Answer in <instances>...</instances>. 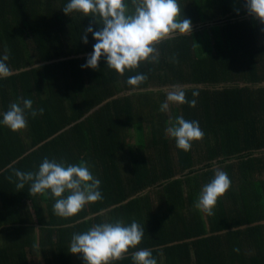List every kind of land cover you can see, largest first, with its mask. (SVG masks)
Masks as SVG:
<instances>
[{"label": "trees", "instance_id": "1", "mask_svg": "<svg viewBox=\"0 0 264 264\" xmlns=\"http://www.w3.org/2000/svg\"><path fill=\"white\" fill-rule=\"evenodd\" d=\"M68 2L0 0V57L7 48L13 73L0 79V121L20 98L44 109L36 117L28 112V126L18 132L0 123V264H85L82 254L69 251L73 233L117 219L136 220L145 235L114 264H135L132 253L142 248L152 250L157 264H264V156L255 157L260 147L250 143L264 138V88H255L264 68L240 65L237 49L223 47L236 32L200 29L208 23L207 0H179L194 31L161 42L158 63L121 75L102 57L99 68H83L87 58L78 57L97 42L91 33L87 44L82 39L93 19L66 15ZM138 73L147 81L130 86L128 78ZM177 86L204 88L185 90L195 108L169 102L162 112L163 89ZM178 116L199 121L205 133L190 151L166 133ZM238 138L248 146L234 148ZM45 157L87 162L103 200L62 218L50 192L31 196L30 182L17 189L15 171L36 172ZM217 170L232 185L208 215L195 203Z\"/></svg>", "mask_w": 264, "mask_h": 264}, {"label": "clouds", "instance_id": "2", "mask_svg": "<svg viewBox=\"0 0 264 264\" xmlns=\"http://www.w3.org/2000/svg\"><path fill=\"white\" fill-rule=\"evenodd\" d=\"M245 8L254 19L264 23V0H245ZM62 10L66 15L75 12L92 17L93 24L100 26L96 30L90 24L84 29L83 42L88 43V33L97 42L82 67L97 69L104 57L107 67L121 75L125 70L139 68L141 63H158L160 53L157 46L161 42L176 34L192 33V21L183 17L179 0H69ZM4 53L0 57V79L13 74L7 63L9 50L6 48ZM147 79L146 74L138 73L130 76L127 83L138 87ZM192 95L198 97L199 92L193 91ZM169 102L188 104L192 108L197 104L196 99L188 100L185 90L179 86L168 91L166 101L160 108L162 112L169 110ZM33 103L32 99L24 98L11 103L0 123L13 132L24 130L28 126V112L32 117L43 115L44 109H34ZM166 133L175 139L176 147L183 151H190L192 143L205 136L199 121L186 120L183 116H178ZM15 176L19 181L16 183L17 189H23L30 182L31 196L50 192L55 198L53 211L58 217H73L86 205L103 200L101 181L93 175L91 166L85 161L69 164L45 157L38 171L17 170ZM231 185L228 174L217 170L214 178L202 187L195 208L213 215L218 198L224 196ZM144 235V226L136 220L130 224L122 219L104 221L93 224L82 233H73L69 251L82 254L85 264H114L125 259L130 249L140 245ZM132 259L135 264H157L152 250L147 248L133 252Z\"/></svg>", "mask_w": 264, "mask_h": 264}, {"label": "crops", "instance_id": "3", "mask_svg": "<svg viewBox=\"0 0 264 264\" xmlns=\"http://www.w3.org/2000/svg\"><path fill=\"white\" fill-rule=\"evenodd\" d=\"M207 11V26H201L200 29L219 27L236 32V35L231 32L230 36H228V41H223V47L228 49L230 53L233 52L232 49H237L238 54L236 57L240 65L245 61L254 68H264V23L254 19L248 13L245 8V0H207ZM191 31L193 33L194 30ZM192 33L190 32L188 35ZM231 69L230 66H227L226 70ZM242 75L245 76L243 72ZM240 86L243 88L254 87L252 84H241ZM223 87L225 86L223 85L221 88L223 89ZM255 88H264V82L257 84ZM243 134L247 135L246 129H243V132L240 133V135ZM250 143L254 150L257 146L260 147L259 150L256 149L255 157L264 156V138L261 134ZM246 146L248 145H246L245 140L240 138L233 145L234 148L238 149ZM2 243L3 238L0 240V244ZM33 263L38 264V261H32Z\"/></svg>", "mask_w": 264, "mask_h": 264}, {"label": "water", "instance_id": "4", "mask_svg": "<svg viewBox=\"0 0 264 264\" xmlns=\"http://www.w3.org/2000/svg\"><path fill=\"white\" fill-rule=\"evenodd\" d=\"M188 34H190V32H188V33H185V34H180V35H188ZM179 34H176V35H174V36H172V37H170V38H168V39H166V40H170V39H174L175 37H178V36H180ZM166 40H164V41H166ZM89 55L90 54H88V55H85V56H81V57H78V58H88L89 57ZM74 59V58H73ZM181 88H183L184 90H188V89H195V88H204L203 86H201V87H197V86H181ZM173 88H165V89H163L164 91H170V90H172ZM149 91H156V92H159V91H162L161 89H150ZM142 92H148V91H142ZM115 99H117V98H115ZM112 100H114V99H112ZM112 100H110V101H108L107 103H105L104 105H102V107L103 106H105V105H107L109 102H111ZM94 112H96V110H94L91 114H93ZM90 114V115H91Z\"/></svg>", "mask_w": 264, "mask_h": 264}, {"label": "rangeland", "instance_id": "5", "mask_svg": "<svg viewBox=\"0 0 264 264\" xmlns=\"http://www.w3.org/2000/svg\"><path fill=\"white\" fill-rule=\"evenodd\" d=\"M34 264V263H33Z\"/></svg>", "mask_w": 264, "mask_h": 264}]
</instances>
